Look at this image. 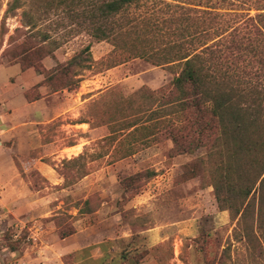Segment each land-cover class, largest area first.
Segmentation results:
<instances>
[{"label": "rangeland", "instance_id": "rangeland-1", "mask_svg": "<svg viewBox=\"0 0 264 264\" xmlns=\"http://www.w3.org/2000/svg\"><path fill=\"white\" fill-rule=\"evenodd\" d=\"M11 1L0 0V264H132L139 257V264H264V232L254 223L255 212L241 222L240 216L233 219L229 211L218 209L209 182L191 177L202 153L171 151L172 143L162 127L166 110L162 100L145 105L144 109L156 110L146 122L149 130L114 143L107 155L99 147L98 141L109 134L108 125L95 127L101 110L141 87L157 90L167 85L180 65L155 67L138 57L108 68L120 50L112 53L110 41H95L78 25L80 20L71 18L80 13V7L56 8L50 0H20L22 7L5 15ZM207 3L218 4L216 16L201 11H211L202 7ZM249 4L144 0L113 20V33L130 41L138 36L142 42L137 47L153 53L178 41L176 28L189 22L192 36L182 51H191L216 30L228 33L238 27L242 36ZM23 11L35 23L34 30L46 34L52 43V57L42 61L45 68L64 64L89 48L93 63L78 71L76 89L51 93L40 87L41 100L25 101L24 91L41 77L32 69L21 71L5 53L27 36ZM235 66L240 91L264 86L248 57ZM53 107L56 112H50ZM148 115L149 111L142 114V121ZM55 116L59 119L50 121ZM168 118L176 123L177 114ZM78 120L87 123L70 124ZM43 139L52 142L43 144ZM72 140L74 148L66 147ZM128 146L135 150L133 155L109 156ZM78 155H84L79 164L88 174L64 185L54 169L62 170L63 159ZM124 182L133 183L130 190L124 191ZM254 195L256 199L257 187ZM86 199L89 208L84 210L91 211L80 214ZM58 229L73 230V234L61 239ZM7 238L23 239L17 251H10Z\"/></svg>", "mask_w": 264, "mask_h": 264}, {"label": "trees", "instance_id": "trees-1", "mask_svg": "<svg viewBox=\"0 0 264 264\" xmlns=\"http://www.w3.org/2000/svg\"><path fill=\"white\" fill-rule=\"evenodd\" d=\"M51 5L58 7L81 8L79 14H72L71 18L80 20L78 25L95 41H110L112 53L120 52L112 57L108 68L123 64L132 58H142L155 67H172L180 65L179 73L165 86L157 90L141 87L133 95L116 101L101 110L100 121L95 127L108 125L109 134L98 141L100 149L107 155L108 149L114 144L134 137L140 130H149L151 126L146 122L156 110L144 109L146 104L154 106L162 100L164 120L162 127L172 143L171 151L177 155L202 153L192 168L191 177H201L209 182L213 188L214 198L218 209L227 210L231 217L239 221L254 214V223L261 233L264 232V86L262 88L249 87L248 92L240 91L236 76L237 63L248 57L250 63H255L258 73L264 81V0H240L250 3L245 9L243 25L246 30L240 36L238 27L215 34L200 46L187 51L183 46L191 37V24H179L176 28L178 41L168 47L149 53L144 47L137 45L142 39L135 36L133 40L113 33V20L130 6L138 5L144 0H50ZM209 1V0H208ZM211 1V0H210ZM234 5L239 0H224ZM254 3V2H253ZM202 6L211 11L201 10L216 16V3ZM201 6V5H197ZM20 0L7 3L5 15L20 9ZM256 13L250 15L249 11ZM215 13V14H214ZM22 24L27 27V36L18 45L6 50L9 62L19 65L21 71L32 69L41 80L32 84L24 91L23 97L27 103L40 100L43 96L39 92L44 87L51 93L69 91L78 87L80 78L78 71L88 69L93 63L89 48L71 57L64 64H56L52 68H45L42 61L52 57L53 46L46 34L35 31V23L26 11L21 14ZM199 25V24H198ZM202 33H205L200 28ZM227 33L228 40H223ZM38 39V40H35ZM35 41V42H33ZM201 48L198 52H196ZM231 59V61H229ZM250 97V98H248ZM138 99V102H137ZM251 102V103H250ZM149 111V115L142 121V114ZM141 114V115H139ZM177 114L174 123L168 117ZM119 117V118H118ZM59 119V118H57ZM56 119V120H57ZM58 121V120H57ZM87 123L78 120L70 124ZM158 124V123H157ZM154 124L152 129L157 125ZM91 126V125H89ZM52 140L43 139L42 143ZM76 145L75 141L68 142L66 147ZM106 147V150L104 149ZM135 153L131 147L113 150L118 159L129 157ZM84 155L61 161L62 170L54 169L63 178L64 185L71 180L88 174L80 163ZM79 173V174H78ZM73 178V179H72ZM135 177H130L133 180ZM133 183L124 182V191L130 190ZM258 197L255 199V190ZM89 199L81 203L78 213L90 212ZM238 221V222H239ZM252 231V228H250ZM59 238L63 239L73 234V230L58 229ZM23 240V239H22ZM21 238L10 240L7 246L14 252L22 243ZM142 257L134 259L132 264H139Z\"/></svg>", "mask_w": 264, "mask_h": 264}, {"label": "crops", "instance_id": "crops-1", "mask_svg": "<svg viewBox=\"0 0 264 264\" xmlns=\"http://www.w3.org/2000/svg\"><path fill=\"white\" fill-rule=\"evenodd\" d=\"M41 100V99H40ZM39 101V100H38ZM37 102V101H36ZM35 103V102H34ZM31 104H33V103H31ZM49 110V109H48ZM57 111V109L55 108V107H53L52 109H51V111L50 112H56ZM59 116H55V117H53V118H50V121H52V120H54L55 118H58ZM75 146V145H74ZM69 148V147H68ZM70 148H74V147H70ZM50 179H52V177L50 178Z\"/></svg>", "mask_w": 264, "mask_h": 264}]
</instances>
